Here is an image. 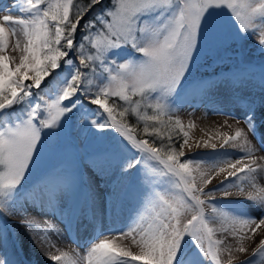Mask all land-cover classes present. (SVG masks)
Wrapping results in <instances>:
<instances>
[{"label":"snow or ice","instance_id":"obj_1","mask_svg":"<svg viewBox=\"0 0 264 264\" xmlns=\"http://www.w3.org/2000/svg\"><path fill=\"white\" fill-rule=\"evenodd\" d=\"M101 3L102 0H87L80 6L79 0H12L9 6L0 8L8 12L0 16V114L33 95L37 97L17 122L0 121V214L17 217L14 210L5 206L4 198L22 183L47 144L62 135L63 121L81 103L79 94L90 105L97 106L96 115L101 119L88 120L89 114L81 111L78 132L82 129L87 137L88 129L83 125L88 121L98 138L105 130H113L138 153L136 158H121L111 148H104L89 154V167L111 185L109 195L115 197L129 171L139 165L147 167L148 161L159 165L148 168L149 174L168 176L172 181L171 191L156 192L147 202L135 226L95 243L83 257L86 264H178V252L185 237L195 242L204 261L210 257L212 264H222L224 242L213 239L215 228L211 225L215 221L209 220V213L230 224L223 231L240 241L264 225V214L259 218L229 214L211 203L210 198L218 192L230 196L229 189L233 187L244 191L243 182H254L256 175L264 173V165L254 158L258 149L237 129L234 135L218 133L216 139L222 135L219 147L231 145L242 155L213 163L209 172L198 171L200 163L184 151L186 145L190 147L189 134L183 131L178 119L172 120L170 104L185 98L178 97V92L202 43L211 45L214 39L221 45L229 43L222 22L212 13L226 10L240 33L259 35L258 45L264 50V0H110L100 13L102 20L97 18L96 23L85 20L89 11ZM13 11L22 15L14 16ZM78 33L82 41L79 49ZM11 38H16L14 44ZM83 42L95 52L83 55ZM231 42L235 43V39L231 38ZM10 47L19 53L18 59L6 54ZM121 47L132 48L138 57L120 62L108 56L111 50ZM62 64L72 65V74L54 98L46 99L39 90ZM231 73H236V77L219 73L195 82L188 90L189 96L193 100L225 84L235 92L252 83L246 75L248 68ZM259 86L264 90V75ZM183 102L190 103L187 99ZM234 102L243 109L248 131L256 134V109L264 105V98L257 100L242 94L235 96ZM130 116L142 122L143 127L132 124ZM157 138L160 145L155 142ZM203 143L217 149L216 143L208 140ZM212 173L224 174L218 184L222 188L207 187ZM81 179L86 185L85 198L89 204L86 210L91 213L96 192L86 178ZM76 183L63 164L47 172L24 194L20 205L24 211L18 222L28 228L35 223V217L29 218L26 211L32 207L72 229L85 212L73 211L67 203ZM252 187L255 188L254 183ZM247 199L264 213V188L249 193ZM44 223L52 227L47 221ZM119 237L131 238L139 252L115 243ZM6 238L0 227V249ZM226 250L231 264L232 248ZM235 251L244 253L246 248L240 244ZM256 255L264 256V239L253 257L239 264H255ZM67 259L66 253L50 256L56 264ZM0 264H13L2 250Z\"/></svg>","mask_w":264,"mask_h":264},{"label":"bare ground","instance_id":"obj_2","mask_svg":"<svg viewBox=\"0 0 264 264\" xmlns=\"http://www.w3.org/2000/svg\"><path fill=\"white\" fill-rule=\"evenodd\" d=\"M11 3L12 0H0V8H5ZM4 14H8L7 10L0 11V16ZM11 14L14 16L22 15L16 11ZM15 39L11 38L13 44ZM6 54L14 55L17 59L19 57V53L14 52L11 47L7 49ZM257 72V70H248L246 75L252 83H246L239 91L234 92L225 84L212 89L207 95L198 96L192 100L188 90L193 83L188 86L187 91L182 96L185 97L182 98L183 109L197 121L195 144L190 145L186 156L200 163L198 171L209 172L213 163L222 162L225 159L239 158L242 155L238 149L233 148L231 145L221 149L219 146L223 140L222 135L219 139H216L218 133L234 135L237 129L242 130L247 135L249 143L258 149L253 153L254 158L258 164L264 165V159H261L264 156V105H260L256 109L255 124L257 132L253 134L248 131L243 109L234 102L235 96L242 94L250 95L251 98L257 100L264 98V90L259 86L263 74ZM236 75V73H233L231 76L235 78ZM184 99H187L190 103H184ZM240 139L242 140L243 137ZM205 140H208L209 143H216L217 149L212 150L205 147L203 143ZM197 144H199V147H197ZM120 157L126 158L128 156L120 155ZM207 164L211 165L206 166ZM135 173L136 167L129 171L118 190V194L113 197L109 195L112 188L110 184L106 183L105 178L96 175L88 164L84 165L82 178H86L88 184L95 189L96 198L90 213L86 210L89 207L85 198L86 185L80 178L67 203L73 211L84 209L85 212L72 229H66L55 217L45 216L32 207H28L26 211L29 218L35 217V223L30 228L20 224L18 221L22 217L19 215L24 211L20 205L23 202L24 194L28 190L23 192L13 200L10 208L17 215L13 218L19 226L15 225L16 227H13L10 224L4 226L7 238L3 249L0 250L8 255L13 264H56V262L50 260V256L60 255L61 253H66L68 257L61 264H86L83 257L87 255L95 243H98L100 239L110 238L113 233L135 226L145 210L149 201L148 192L144 181ZM223 178L224 174L216 175L212 173L211 183L207 187L212 188L217 185V188H222L223 185L218 184ZM227 183L229 181H225V184ZM252 183L255 184V188L252 187ZM243 187L244 191L242 192L235 187L230 188V196H222L218 192L210 198L212 199L211 203L229 214L259 218L264 213H261L255 202L248 200L247 197L249 193L264 188V173L256 175L254 182H243ZM209 220L215 221L211 225L215 228L213 239L223 240L224 243L221 247L226 252L227 248H232V255L236 259L234 262L253 257V253L259 248L260 240L264 239V225L257 229L256 233H248L247 238L240 241L230 233L223 231L224 227H230L231 225L226 224L222 217L209 213ZM45 221L51 224L52 227H48L44 223ZM36 224H39V227H36ZM115 243L130 248L134 253L139 252V249L132 245L131 238L119 237ZM240 244L246 248V252L235 251V248ZM254 262L255 264H264V256L256 255Z\"/></svg>","mask_w":264,"mask_h":264},{"label":"rangeland","instance_id":"obj_3","mask_svg":"<svg viewBox=\"0 0 264 264\" xmlns=\"http://www.w3.org/2000/svg\"><path fill=\"white\" fill-rule=\"evenodd\" d=\"M109 6V0H102L101 5L93 8L85 16V20H92L95 17L100 20L103 19V16L100 13L104 8ZM212 16L218 18L223 26L224 32L227 38H229L228 44H219V41L213 40L211 45H205L202 43L200 51L197 52L195 61L190 67V70L187 72L185 79L183 80L182 86L179 89L178 97L183 96L188 89V86L195 83L196 81H202L210 77H214L219 73H228L227 75H232L235 71H242L248 68V70H257V73L264 75V50L258 45L259 35L252 36L251 34H242L239 32L238 26L235 23L232 16L224 9H221L218 12L212 13ZM231 38L235 39V43L231 42ZM82 41L79 39V33L77 34V44L76 47L79 49V45ZM85 43V42H83ZM90 46L85 43L84 52L88 53V47ZM130 48V47H129ZM108 56L114 58L120 62L129 59H135L138 57V54H133L126 49V47H121L113 49L108 53ZM78 62V60H77ZM260 71V72H259ZM72 74L71 65H61L59 69L50 77L44 85H42L39 92L45 96V98H54L60 91V88L63 87V84L66 83L67 79ZM229 97V96H226ZM81 103L73 110L71 118L66 117L63 121L64 128L62 135L53 138L50 143L47 144V147L40 152L36 161L31 165L29 170L26 173L25 178L22 183L15 189L11 194L5 197V206L9 209L12 206L13 200L18 198L23 192L29 190L31 186L36 183L42 176L47 172L60 165L70 166L71 174L76 180V184L79 183L80 178L84 171V165H87V158L90 153L94 151H99L104 148H111L120 155L136 158L138 153L136 150L132 149L125 141L122 140L113 130H107L110 138L108 141H105V137L97 136V132L94 128H91L88 121L84 122L83 127L88 129L87 137L82 134V129L78 132V119L81 111L87 112L88 120L91 119H101L100 116L96 115V107L88 103L87 100H84L83 97H78ZM37 97L33 95L24 101L27 108L25 113L31 106L32 103L36 102ZM24 105V104H23ZM170 107H173L171 112L172 120H179L184 128L183 131L188 132L189 145L195 144L196 140V128L197 121L195 118L190 116L184 109L182 102L177 104H170ZM150 111V110H149ZM106 115V114H105ZM23 115H20L18 118L15 117L13 122H17ZM7 120L9 123H12L8 117V110L5 114H0V121ZM164 120L167 122L168 116L164 117ZM163 127V125H161ZM167 134V131L164 132ZM163 134V135H164ZM182 134V132H181ZM47 137V134H45ZM104 135V133H103ZM52 147L53 149H50ZM178 147V145H177ZM189 146L186 145L184 148L185 153L187 154ZM154 161H148L147 167L139 165L136 167V173L141 180L144 181L145 187L149 200L154 196L156 192L166 193L171 191L172 181L169 178H164L163 176L157 175L155 173L149 174L148 168H158ZM211 165L207 164L206 166ZM159 166V165H158ZM10 224L13 227L15 225L19 226L15 222V218L6 217L3 214H0V227L4 229V226ZM5 231V229H4ZM194 241L190 237H185L181 243L180 251L178 252V264H212L210 257L205 261L200 257L199 252L194 246ZM205 247H207V242H205ZM230 257L228 252L223 251L221 253L222 264H228ZM235 257L231 254V264H239L237 260L234 262Z\"/></svg>","mask_w":264,"mask_h":264},{"label":"trees","instance_id":"obj_4","mask_svg":"<svg viewBox=\"0 0 264 264\" xmlns=\"http://www.w3.org/2000/svg\"><path fill=\"white\" fill-rule=\"evenodd\" d=\"M87 0H79V4L80 6H84L86 4ZM109 3H110V0H109ZM104 10V9H103ZM93 23H96L97 22V17H95L94 19L92 18L91 20ZM87 43V42H85ZM89 49L88 53L87 52H84L83 51V55L87 56L88 54L90 53H94L95 50L94 49H91V46H87ZM126 49H129V51L133 54H137L132 48H129V47H126ZM71 69L73 70V66L71 65ZM120 103H123V102H120ZM24 104V105H23ZM24 107H26L24 101H21L19 104H14L9 110H8V117H9V120L11 122H13V119L18 118L20 115H23L24 113L22 112L20 114L21 111H25L27 108H25L24 110ZM69 116V114H68ZM70 117V116H69ZM130 122L134 125H139L141 128L143 127V123L140 122V121H137V119L134 117V116H130ZM168 133L165 135L164 134V137H165V143H167V140H166V137H167ZM105 137V141H108L109 138H110V135L108 134L107 130H105L104 132V135H102V137ZM181 140H182V134H181ZM156 144L157 145H160L161 141L159 138L156 139ZM178 143L175 145L177 146ZM50 149H53L52 147H50ZM156 164V163H155ZM157 165V164H156ZM164 178H169L168 176H163Z\"/></svg>","mask_w":264,"mask_h":264}]
</instances>
